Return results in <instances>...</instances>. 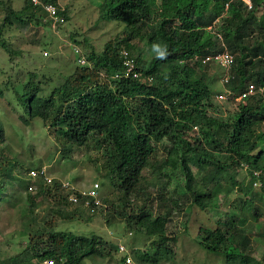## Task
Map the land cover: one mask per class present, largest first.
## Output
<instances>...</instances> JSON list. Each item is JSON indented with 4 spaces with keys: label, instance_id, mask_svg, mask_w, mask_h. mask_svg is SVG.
<instances>
[{
    "label": "trees",
    "instance_id": "obj_1",
    "mask_svg": "<svg viewBox=\"0 0 264 264\" xmlns=\"http://www.w3.org/2000/svg\"><path fill=\"white\" fill-rule=\"evenodd\" d=\"M58 1L39 0L40 4L35 5L33 0H26L19 11L6 6L0 44L11 52L4 40V30H27L32 24H42L48 20L43 8L48 3L56 5L64 19L58 26L61 29L67 24L68 16ZM251 2L249 9L243 0H104L100 6L101 18L123 23V33L111 38L101 52L87 39L83 41L86 52L75 46L74 71L49 96L43 94L36 74L25 81L21 91H14L25 128L38 120L55 131L58 128L61 143L82 146L93 137L104 147L108 156L103 168L114 173L111 181L120 193V207L111 203V208L131 229L135 227L150 240L146 245L148 252L135 251L140 263L159 264L176 257L173 247L178 240L167 233V220L152 217L145 207L140 213L131 207V194L143 189L146 181L143 172L154 161L160 173L167 166L175 171L181 165L186 187L200 208H217V189L226 175L232 187L243 194L245 207L242 208L250 210L254 217L259 215L253 200L248 198L251 190L236 179L239 172L247 173L264 193V92L240 102L238 111L223 119L209 113L212 107L208 108L207 104L214 91L204 77L207 69L220 68L207 60L220 52L216 34L208 30L220 19L217 31L234 56L227 87L237 95L251 84L264 88V10L258 15L264 0ZM48 21L50 25L51 20ZM135 40L147 42L154 53L151 61L138 53ZM123 49L129 50L135 59L139 76H123L125 67L120 55ZM81 58L86 60V65L79 63ZM164 67L168 68L167 72L163 71ZM195 128L200 132L197 139L192 134ZM164 140L169 145L164 146L167 157L163 161L158 160L157 154ZM20 163L18 159L6 160L0 166V202L9 200L5 192L7 186L14 184L16 168L25 171L27 165ZM193 164L210 167L206 174L213 185L209 193L194 188ZM258 171L262 174L255 175ZM52 183L54 191L62 193V182L51 180ZM46 193L52 194L50 188ZM60 199L72 204L68 196ZM102 207L92 199L89 208L97 211ZM242 208L240 213L231 212L229 219L222 225L219 222L215 229L201 228L204 238L200 244L209 252L221 254L227 264H264V256L260 261L255 257L254 240L244 228ZM74 214L64 218L71 219ZM44 232L47 233L46 228L34 244L30 238L31 246L12 257L10 264H44L46 260L85 264L93 256H110L111 251H106L102 238L66 231L52 232L51 245L43 248Z\"/></svg>",
    "mask_w": 264,
    "mask_h": 264
},
{
    "label": "rangeland",
    "instance_id": "obj_2",
    "mask_svg": "<svg viewBox=\"0 0 264 264\" xmlns=\"http://www.w3.org/2000/svg\"><path fill=\"white\" fill-rule=\"evenodd\" d=\"M0 26L6 16V6L16 11L23 9L26 0H0ZM104 0H59L61 8L67 11L68 22L61 29L54 30L45 22L31 25L30 29L6 28L4 40L11 49L8 52L0 44V126L3 139L0 140V166L3 162L18 159L24 164L25 171L16 168L14 184L7 186L8 201L0 202V264H10V260L22 250L31 246L46 228L41 247L51 245V233L66 231L78 236H98L103 239L106 251L110 256H93L85 264H127L122 262L123 246L133 258V264L140 263L135 251L148 252L149 238L140 230L131 229L127 222L111 208V203L120 207V193L111 181L114 173L103 168L105 157L108 156L103 146H99L91 137L82 146L59 141L57 128H49L40 121H31L30 126H22L20 112L14 91H21L25 81L36 74L37 81L43 88V94L49 96L59 88L74 71L76 66L74 47L80 46L84 52V39L101 52L104 45L125 30L123 23L109 22L101 18L100 6ZM264 10V2L258 15ZM49 22V21H48ZM220 22L216 25L220 29ZM76 42H75V41ZM134 43L138 53L147 61L153 59L146 41ZM164 67L163 71L167 72ZM205 72V71H204ZM223 70L211 67L205 72V80L211 84L214 95L207 106L211 115L226 119L239 109V102L233 97L234 91L223 85ZM228 89V90H227ZM230 90V91H229ZM226 91L233 94L226 95ZM194 139L200 137L199 129L193 131ZM167 140L159 144L157 158L165 160L167 153L164 146ZM66 150H63V148ZM157 161L152 162L143 172L146 178L143 189L136 195L131 194V207L136 213L141 209L150 211L152 217H164L167 220V233L177 237V245L173 247L175 259L162 261L159 264H227L221 254L207 251L201 244L203 229H215L221 222L227 221L231 212H241L244 206L243 194L232 187L230 178L225 175L221 186L217 189L219 205L205 209L195 204L191 192L186 187L182 176L181 165L175 171L166 167L162 173L157 171ZM156 166V167H155ZM45 168V176L41 177L31 170ZM195 175L194 188L209 193L213 186L207 179L208 165L198 167L191 165ZM162 176V177H160ZM53 181H60L85 192L96 183L100 184L99 197L103 203L101 209L94 211L80 206L63 203L60 199L69 196V190L62 193L55 190ZM241 186L251 191L248 198L253 200L259 210L254 217L252 212L242 208L246 221L244 228L251 234L256 249L255 257L262 260L264 256V193L260 186L253 182L247 173L239 172L237 179ZM238 183V184H239ZM50 188L52 194L46 191ZM65 193L67 195H65ZM106 201H108L106 203ZM108 207V211L105 210ZM245 207V206H244ZM33 210V211H32ZM71 219L65 216L72 215ZM53 227H48V226ZM225 226H223L224 228ZM258 228L259 231H258ZM225 229V228H224ZM139 233V234H138ZM110 245H112L110 247ZM118 250H116V248ZM36 263V261H35Z\"/></svg>",
    "mask_w": 264,
    "mask_h": 264
},
{
    "label": "built area",
    "instance_id": "obj_3",
    "mask_svg": "<svg viewBox=\"0 0 264 264\" xmlns=\"http://www.w3.org/2000/svg\"><path fill=\"white\" fill-rule=\"evenodd\" d=\"M245 2L246 5H248V8L251 9L252 8V2L251 0H243ZM33 3L35 5H39L40 2L39 0H33ZM43 8L45 9V11L48 13V17L50 18L51 22L50 25L51 27L56 30L58 29V26L64 23V19L62 17L59 16V9L56 5L52 4V3H48L43 5ZM220 19H217L214 24L212 26H210L208 28L209 31H213L216 34L217 40H218V44H219V51L218 53L212 55L211 57L207 58V60H212L216 63V65H218L224 72L223 74V78H222V83L224 85H227L230 82V69L232 67V64L234 62V56L230 53V51L228 50L222 35L217 31L216 25L219 24ZM79 52V50H77ZM121 57L123 58V63H124V74L123 76H130L133 75L134 77L139 76V73L136 72V68H135V59L132 57L131 53L129 50L127 49H123L120 52ZM79 63L81 65H86L87 62L84 58L79 59ZM119 77V75H116V78ZM264 92V88H257L255 85H249L242 94H239L235 100L237 102H243L245 99H247L248 97H251L255 94H263ZM232 92L226 91V95H232ZM32 174H36V171H31ZM261 172H256L255 175H261ZM39 175L40 176H45V168L41 169L39 171ZM62 188L64 190H68V189H72V187L68 184L66 185L65 183H63ZM100 187L98 186V184H95L94 187L86 192H81L79 195L76 194H72L70 196V201L74 204V205H78L81 204L83 206L86 207H90V203L92 201V199H94L95 204L98 206H101V202L98 199V189ZM120 252L125 253L126 252V248L123 246H120ZM126 263L127 264H132L133 263V259L131 256H127L126 257ZM44 264H57L55 261L53 260H46L44 261Z\"/></svg>",
    "mask_w": 264,
    "mask_h": 264
},
{
    "label": "clouds",
    "instance_id": "obj_4",
    "mask_svg": "<svg viewBox=\"0 0 264 264\" xmlns=\"http://www.w3.org/2000/svg\"><path fill=\"white\" fill-rule=\"evenodd\" d=\"M224 85V84H223ZM228 85V84H227ZM227 85H224V87L225 86H227ZM228 90V89H227ZM230 91V90H229ZM236 93H234L233 94V97L235 98L236 97ZM239 95V94H238ZM237 95V96H238ZM240 103V102H239ZM197 128H195L194 130H196ZM41 177H44V176H41ZM94 187V186H93ZM92 187V188H93ZM92 188H90V189H92ZM89 189V190H90ZM69 191L68 192H70V195L68 196L69 197V201H70V196L72 195V194H76V195H79L81 192L80 191H77L74 187H72V189L70 188V189H68ZM86 192V191H85ZM98 199L100 200V198L98 197ZM71 202V201H70ZM100 202H101V205H103V203H102V201L100 200ZM72 203V202H71ZM72 205H74L73 203H72ZM75 207H80V206H82V207H84L83 205H81V204H78V205H74ZM85 208H88V209H90L89 207H86L85 206ZM119 252H120V247H119ZM122 253V252H121ZM127 255V256H131L130 254H129V252L126 250V252L125 253H123V255ZM133 259V258H132ZM133 264V263H132Z\"/></svg>",
    "mask_w": 264,
    "mask_h": 264
}]
</instances>
